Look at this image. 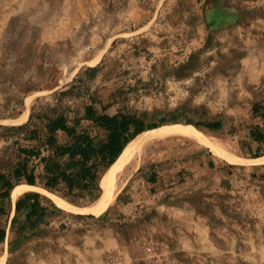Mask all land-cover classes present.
<instances>
[{"label": "rangeland", "instance_id": "rangeland-1", "mask_svg": "<svg viewBox=\"0 0 264 264\" xmlns=\"http://www.w3.org/2000/svg\"><path fill=\"white\" fill-rule=\"evenodd\" d=\"M219 5L226 14L215 20ZM89 103L135 113L149 129L191 124L240 159L182 135L153 137L98 215L35 189L60 211L29 230L7 223L0 260L264 264V160L251 161L264 156V0H0V172L16 157L12 133H25L5 126L31 112L33 126L57 111L79 116Z\"/></svg>", "mask_w": 264, "mask_h": 264}, {"label": "trees", "instance_id": "trees-1", "mask_svg": "<svg viewBox=\"0 0 264 264\" xmlns=\"http://www.w3.org/2000/svg\"><path fill=\"white\" fill-rule=\"evenodd\" d=\"M33 115L31 112L25 123L5 126L25 133H12L16 134L11 143L16 157L5 171L0 172V217L6 219L5 224L0 225V242L6 237L12 210L11 192L15 186H37L71 203L89 195L94 200L99 195L101 174L137 134L157 126L135 113H106L94 103L85 104L79 116L77 112L71 116L68 112L57 111L45 117L42 126L32 125ZM81 121L90 122L102 133H90L81 126ZM204 127L217 130L220 123L209 122ZM60 134L65 136V140L59 141ZM252 136L259 141L263 137L255 131H252ZM14 210L10 224L17 231L28 226L36 227L45 217L60 211L39 191L20 194L15 200ZM19 218L24 222L17 227Z\"/></svg>", "mask_w": 264, "mask_h": 264}, {"label": "bare ground", "instance_id": "bare-ground-1", "mask_svg": "<svg viewBox=\"0 0 264 264\" xmlns=\"http://www.w3.org/2000/svg\"><path fill=\"white\" fill-rule=\"evenodd\" d=\"M149 129V128H148ZM201 130V129H200ZM198 128L191 124H182V123H173V124H165L159 126L157 128L149 129L137 134L121 151V153L117 156L115 161L109 166L107 171L103 174L100 179V185L103 189V193L99 199L93 204L79 208L74 206L67 200L51 193L45 189L42 191L47 192L49 195L52 196L54 202L61 208L71 210V211H87L93 214H100L102 213L111 200L114 197V193L116 192V188L118 186L117 174L125 167L132 165L137 159L140 157L141 152L147 142L152 139L153 137H160L166 135H182L184 137L192 138L207 147H209L213 152L218 155H222L226 157L229 161L236 162L240 159L237 156H233L230 154L224 153L215 143L208 137L206 134L202 133ZM214 154V153H213ZM264 160V157H258L251 159L252 163H260ZM24 189H38L37 186H32L28 184H19L12 189L11 196L15 202L18 193H20ZM51 198V197H50ZM0 264H4V260H0Z\"/></svg>", "mask_w": 264, "mask_h": 264}, {"label": "crops", "instance_id": "crops-1", "mask_svg": "<svg viewBox=\"0 0 264 264\" xmlns=\"http://www.w3.org/2000/svg\"><path fill=\"white\" fill-rule=\"evenodd\" d=\"M224 14H226L225 13V10L222 8V6H214V7H211L210 9H209V16H211L213 19H215V20H219V19H221L222 17H223V15ZM262 157H264V156H262ZM240 158V157H239ZM264 163V162H263ZM255 164H261V163H255ZM42 189V188H41ZM25 191H38V190H32V189H30V190H28V189H26ZM25 191H23V192H25ZM23 192H21L20 194H22ZM40 192V191H39ZM20 194H18L17 195V197L20 195ZM17 199V198H16ZM14 208H15V202L13 203V206H12V210H11V215H10V219H9V222L8 223H10V220H11V218L13 217V215H14V213H15V210H14ZM10 226H11V224H10ZM28 228V230L30 229L29 228V226L27 227ZM5 253H12V251H13V247H12V244L10 243V244H8V246H6L5 247ZM4 264H5V261H4Z\"/></svg>", "mask_w": 264, "mask_h": 264}]
</instances>
